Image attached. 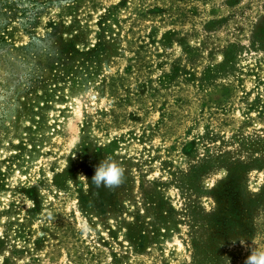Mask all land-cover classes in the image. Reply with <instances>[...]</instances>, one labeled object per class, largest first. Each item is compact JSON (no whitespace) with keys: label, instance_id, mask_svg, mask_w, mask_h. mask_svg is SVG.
Here are the masks:
<instances>
[{"label":"rangeland","instance_id":"rangeland-1","mask_svg":"<svg viewBox=\"0 0 264 264\" xmlns=\"http://www.w3.org/2000/svg\"><path fill=\"white\" fill-rule=\"evenodd\" d=\"M105 157L116 190L91 182ZM255 250L264 0H0V264Z\"/></svg>","mask_w":264,"mask_h":264},{"label":"clouds","instance_id":"clouds-1","mask_svg":"<svg viewBox=\"0 0 264 264\" xmlns=\"http://www.w3.org/2000/svg\"><path fill=\"white\" fill-rule=\"evenodd\" d=\"M125 179V169L111 157H105L95 167L91 182L96 188L116 190L124 184ZM244 264H264V250L251 251Z\"/></svg>","mask_w":264,"mask_h":264}]
</instances>
